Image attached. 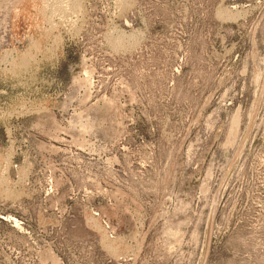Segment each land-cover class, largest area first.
<instances>
[{
  "label": "rangeland",
  "instance_id": "rangeland-1",
  "mask_svg": "<svg viewBox=\"0 0 264 264\" xmlns=\"http://www.w3.org/2000/svg\"><path fill=\"white\" fill-rule=\"evenodd\" d=\"M0 264H264V0H0Z\"/></svg>",
  "mask_w": 264,
  "mask_h": 264
}]
</instances>
